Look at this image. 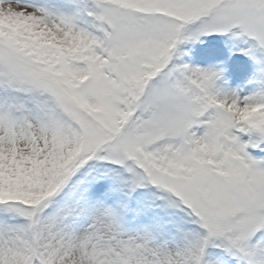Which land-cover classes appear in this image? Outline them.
<instances>
[{
    "label": "snow or ice",
    "instance_id": "6c2138e0",
    "mask_svg": "<svg viewBox=\"0 0 264 264\" xmlns=\"http://www.w3.org/2000/svg\"><path fill=\"white\" fill-rule=\"evenodd\" d=\"M0 264H264V0H0Z\"/></svg>",
    "mask_w": 264,
    "mask_h": 264
}]
</instances>
